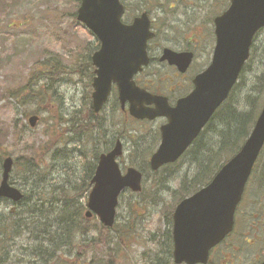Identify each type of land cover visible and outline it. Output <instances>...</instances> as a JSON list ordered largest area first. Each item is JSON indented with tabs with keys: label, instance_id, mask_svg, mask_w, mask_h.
<instances>
[{
	"label": "rangeland",
	"instance_id": "rangeland-1",
	"mask_svg": "<svg viewBox=\"0 0 264 264\" xmlns=\"http://www.w3.org/2000/svg\"><path fill=\"white\" fill-rule=\"evenodd\" d=\"M126 3L129 7L123 17L126 23L140 12L148 13L151 18L157 37L149 44V51L156 61L162 48L177 52L185 48L194 51V61L185 75L178 74L166 64L154 63L147 70L152 81L148 85L149 90L166 95L171 102H175L191 90L190 80L211 61L215 37L214 26L209 19L224 12L228 4L223 0H129ZM158 5L160 9L153 8ZM78 6L79 0H0V164L4 155L18 159L35 151L39 155L36 158L40 165L39 173L44 171L43 174L54 186L68 185L71 177L65 168L74 159L78 163L79 152L89 149V143L84 139L81 142L76 140L77 136L72 132L74 127L64 120L75 114L91 119L92 123L95 121L87 116L91 101L89 82L92 70L89 61L98 42L84 25L76 21ZM157 18L162 23H154ZM254 45L256 52L242 72L230 103L242 104L253 88L254 77L264 69V30ZM29 82L35 84L33 92L30 91L33 99L31 107L25 106L28 94L24 87ZM114 100L112 98L103 108L97 120L107 122L109 142L116 137L123 141L124 154L119 160L123 164L120 166L137 168L136 165H144L156 152L159 144L157 127L162 122L136 123L117 107ZM33 109L39 112V121L36 127L30 129L28 117L23 114ZM12 127L17 130L25 128L20 135L14 136L18 131H12ZM210 128L204 134V140H207ZM93 136V143L102 145V138L97 140V135ZM105 141L108 142L106 138ZM189 159L190 155L157 175L146 170L147 178L140 193L125 191L121 194L114 225L125 231H121V240L116 233L112 235L114 240L109 250L116 255L113 264H169L164 260L159 245L163 242V233L166 238L170 231L166 216L176 205L170 193L177 190L179 176L189 173ZM263 164L264 150L238 211V226L228 241L234 249L232 259L236 264L256 256L257 245L262 246L261 238L256 237L264 234V181L255 182L253 179L260 176ZM192 169L193 166L190 167ZM168 171L175 172L177 176L167 183ZM22 174V168H14L9 178L11 185L15 182L14 186L20 190ZM84 199L87 202V197ZM152 200L157 204L153 205ZM12 207L9 202L0 203V216L9 214ZM17 209L18 205L14 211ZM249 219L255 224L260 221L255 231L249 230V224L246 225ZM87 221L90 233L76 236L74 241L86 246L85 255L77 256L75 250H71L65 258L66 264H89L91 260L89 247H94V241L99 237L93 227L100 223L96 217ZM244 232L246 239L241 238ZM96 252H99L98 248ZM107 260L105 258L104 262Z\"/></svg>",
	"mask_w": 264,
	"mask_h": 264
},
{
	"label": "water",
	"instance_id": "water-1",
	"mask_svg": "<svg viewBox=\"0 0 264 264\" xmlns=\"http://www.w3.org/2000/svg\"><path fill=\"white\" fill-rule=\"evenodd\" d=\"M229 7L213 20L215 46L211 63L192 81L193 90L168 104L167 98L137 87L133 78L149 65L147 44L154 37L146 14L131 24L121 23L124 8L120 0H81L76 19L96 35L100 47L91 57L95 68L92 82V109L95 114L108 99L111 84L117 86L121 108L128 104L129 115L137 120L166 118L160 127L161 142L150 157V169L177 162L196 139L215 111L231 93L242 67L249 59L255 34L264 28V0H229ZM189 52L164 48L159 62L167 61L185 73L192 62ZM241 149L213 176L206 187L178 204L172 214L173 260L176 264H205L209 251L233 228L234 211L264 147V105ZM38 118L28 119L34 127ZM122 156L117 141L107 154H101L91 179L85 217L95 215L102 226L114 224L118 196L128 189L141 190L142 174L128 168L121 175L116 159ZM13 159L2 163L0 198L22 199L20 190L9 185ZM264 264V263H263Z\"/></svg>",
	"mask_w": 264,
	"mask_h": 264
},
{
	"label": "trees",
	"instance_id": "trees-1",
	"mask_svg": "<svg viewBox=\"0 0 264 264\" xmlns=\"http://www.w3.org/2000/svg\"><path fill=\"white\" fill-rule=\"evenodd\" d=\"M223 1L224 3L228 2V0ZM153 8L160 9L159 5ZM158 20L159 18L154 23H157ZM210 21L212 22L209 19ZM160 23L162 22L160 21ZM259 34L254 39V43ZM254 43L250 58L256 52ZM262 57H264V50ZM155 61L156 59L153 58L152 64L156 63ZM250 61L251 59L244 66V70H246ZM253 80L255 82L253 88L245 96L242 104L230 103L231 95L238 85L232 89L228 100L214 114L206 129L182 156L183 159L190 155L189 173L179 176L177 190L170 193L172 198L175 199L174 204L179 203L183 198L191 196L202 186L207 185L223 165V162L233 156L248 137L247 135L254 125L264 99V69ZM31 83L29 82L24 87L26 95L28 94V97H26L28 101L25 103L27 107L33 105L30 91L33 92L35 84L32 85ZM114 102L116 103V100ZM33 114L39 115V112L35 109L26 110L23 116L30 117ZM89 117L95 121L92 123L91 119L86 120L75 114L72 118L64 120L66 124L69 123L74 127L72 132L77 136L76 140L78 139L81 142L84 139L85 142L89 143L87 151L79 152L80 160L78 163L74 159L73 163L65 168L69 177H71L67 186H54L47 180L46 175L43 174L44 171L39 173L40 165L36 160L39 155L35 151L27 156L22 155V157L15 159L13 168H22L23 171V181L20 185L23 191V199L22 202L17 204L19 206L18 211H14V213L10 211L9 214L5 215L3 213L0 216V264H66L65 258L71 250H75L77 256L79 254L80 257L85 255L84 247L86 246L81 245V242L74 243L76 236L82 237L90 233L87 226L88 221L84 219L86 204L84 198L90 192V179L96 168L95 164L100 152H106L111 147L107 122L97 120L98 117L93 115L91 110H89ZM210 126L209 136L207 140H204V134ZM24 128L17 130V128L12 127V131H18L13 135H20ZM93 134L97 135V140L99 137L102 138V145L93 143ZM105 138L108 142L105 141ZM89 157L91 158L89 159ZM258 162L259 159L256 164ZM121 163L123 164V161ZM78 165V168H73ZM136 166L144 174L143 182H145L149 163L146 161L144 165ZM145 166L146 169H143ZM192 166L193 169L190 170ZM167 167H173V165ZM167 167L161 170H166ZM261 170L260 176L253 179L255 182L264 181V164L261 166ZM159 171L151 173L157 175ZM168 173L167 183L174 181L177 176L173 171H168ZM2 202L3 199L0 200V203ZM151 203L153 205L157 204L155 200H152ZM166 217H168L170 223V213ZM93 229L99 237L95 239L94 247H89L92 254L89 264H113L116 255L111 252V249L109 250V245L114 240L112 235L114 236V233H116V236L121 240V231L125 230L115 225L112 229H107L100 224L94 226ZM96 248L99 252H96ZM105 258H108L106 262H104Z\"/></svg>",
	"mask_w": 264,
	"mask_h": 264
},
{
	"label": "flooded vegetation",
	"instance_id": "flooded-vegetation-1",
	"mask_svg": "<svg viewBox=\"0 0 264 264\" xmlns=\"http://www.w3.org/2000/svg\"><path fill=\"white\" fill-rule=\"evenodd\" d=\"M184 51H191L193 53V59H194V51H192L191 49H188V48H185L183 50V52ZM139 78L140 79L142 78L141 81H138ZM134 80H135L136 85H138L141 89L142 88L147 89V85H150L151 78H150L149 73L146 72V70H142L141 73L138 76H136ZM190 83H191V87H192L191 80H190ZM112 90H114V92H116V87L114 86L112 88ZM156 94L162 95V94H160L158 92H156ZM112 98H114L113 97V93L110 96L109 101ZM115 100H116V98H115ZM168 101L170 102L169 97H168ZM117 106L119 108L118 101H117ZM119 109L123 112V110L121 108H119ZM124 112H126L124 114H126V116H128L127 115V110H124ZM87 116L89 118V111H88V115ZM158 120H160V119L154 120L153 122H143V123H152V124H154V122H156ZM133 121H135V120H133ZM161 121H162V123L165 122V120H163V119H161ZM157 135L159 136V132H157ZM121 142H123V141H121ZM241 205H242V203L240 202V204L237 207L236 212H235L236 215H235V218H234V228H233L232 233L227 235L226 238L220 244L216 245V247L213 248L209 252V255H208V258H207L208 261H207L206 264H236V263H234V261L232 259V256H233L232 252L234 251V249L230 246V244H228V241H229L231 235L236 230L237 218L239 217L238 216L239 215L238 211H239ZM248 224H249V226H248L249 230L251 229L252 231H255V227L259 226L260 221H257L256 224H255V221L249 219L247 225ZM258 237L261 238L262 242L260 241V243H261V245L263 247L258 244L257 245L258 248H257V251H256L257 255L256 256L253 255V256L249 257V259L244 261V262H242V264H263L264 263V234H261L260 236H257L256 239ZM241 238H243V239L247 238L245 232H244V234L241 235ZM161 239H163V242L160 243L159 247L161 248V254H163L164 260L166 262H169V264H175L174 261H173V251H174L173 250V245H174V241L172 239L171 228H170V231H169L167 237L165 238V235L163 233V236H161ZM247 245L249 246L250 244H248V242H247ZM219 256H220V258H219ZM161 264H163V263H161Z\"/></svg>",
	"mask_w": 264,
	"mask_h": 264
}]
</instances>
